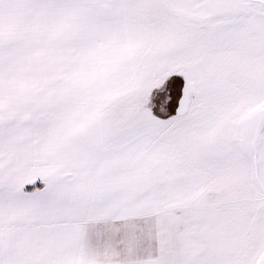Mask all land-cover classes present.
I'll return each mask as SVG.
<instances>
[{"label":"snow or ice","instance_id":"6c2138e0","mask_svg":"<svg viewBox=\"0 0 264 264\" xmlns=\"http://www.w3.org/2000/svg\"><path fill=\"white\" fill-rule=\"evenodd\" d=\"M0 264H264V0H0Z\"/></svg>","mask_w":264,"mask_h":264}]
</instances>
